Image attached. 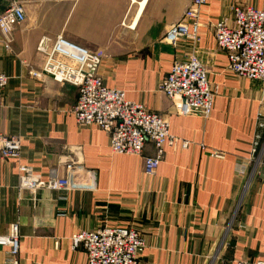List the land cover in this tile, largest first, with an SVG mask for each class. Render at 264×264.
Masks as SVG:
<instances>
[{"label": "crops", "instance_id": "crops-1", "mask_svg": "<svg viewBox=\"0 0 264 264\" xmlns=\"http://www.w3.org/2000/svg\"><path fill=\"white\" fill-rule=\"evenodd\" d=\"M19 1L25 20L12 30L9 51L0 43V72L9 78L0 90V132L21 146L17 159L0 158V236L17 223V264H86L70 238L102 226L136 228L145 240L140 264L264 261V179L251 159L264 141V89L228 70L211 29L218 20L231 23L233 6L264 9V0H207L198 40L174 46L163 36L182 20L188 0ZM7 3L0 0V10ZM59 35L101 52L104 84L163 116L187 147L165 146L152 176L140 156L111 154L108 134L78 125L70 113L74 86L31 75L45 59L36 50L40 39L49 48ZM190 55L218 88L208 118L179 115L160 88L172 63ZM152 153L147 142L143 154ZM19 165L44 181L65 178L71 167L78 188H20ZM7 259L0 245V264Z\"/></svg>", "mask_w": 264, "mask_h": 264}, {"label": "built area", "instance_id": "built-area-1", "mask_svg": "<svg viewBox=\"0 0 264 264\" xmlns=\"http://www.w3.org/2000/svg\"><path fill=\"white\" fill-rule=\"evenodd\" d=\"M207 0H188L182 20L170 25L164 33L163 42L174 46L181 39L198 40V26L201 8ZM231 23L218 20L211 24L217 47L227 58V68L235 76L256 81L264 89V9L253 6L235 5L231 8ZM25 12L19 0H8L0 10V43L10 50L11 32L23 23ZM48 41V40H47ZM36 50L45 57L34 78L46 74L55 82L68 83L77 90V98L70 113L78 125L95 126L108 134L111 154L140 156L144 173L155 174L164 156L165 146L186 148L187 141L179 140L169 133L168 121L160 114L146 109L141 104L127 100L125 92L116 87H108L98 74L103 54L92 52L57 36L51 47L45 38L40 39ZM9 78L0 72V90L8 84ZM161 91L169 100H176L177 113L208 118L218 92L212 85L202 62L190 55L175 60L161 83ZM260 136H256L252 155L258 146ZM153 146L151 155H144L145 144ZM20 141L16 136L0 132V158L17 159ZM213 157L221 154L212 152ZM254 156V155H253ZM254 159L261 167L264 179V141ZM19 187L35 191L38 188L76 189L75 176L68 168L63 179L42 180L25 165H19ZM17 223L9 226L7 236H0V245L8 247L10 264H17L19 248ZM73 248H80L86 264H140V256L145 248L142 234L130 226H102L92 230H82L70 238ZM235 264H264V261L240 259Z\"/></svg>", "mask_w": 264, "mask_h": 264}]
</instances>
